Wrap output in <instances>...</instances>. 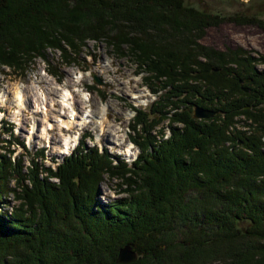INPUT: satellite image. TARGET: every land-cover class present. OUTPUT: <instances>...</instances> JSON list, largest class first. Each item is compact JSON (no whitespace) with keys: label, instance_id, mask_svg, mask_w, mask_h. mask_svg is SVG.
<instances>
[{"label":"trees","instance_id":"1","mask_svg":"<svg viewBox=\"0 0 264 264\" xmlns=\"http://www.w3.org/2000/svg\"><path fill=\"white\" fill-rule=\"evenodd\" d=\"M227 21L264 30L256 14L187 0H0L1 68L26 71L53 50L77 65L89 41H105L147 73L153 93L165 90L136 110L130 138L141 150L130 164L82 140L55 169L39 157L26 167L11 154L12 129L0 132V264H116L126 244L131 264H264V56L203 44ZM198 105L217 112L194 119ZM240 114L258 124L251 135L229 130ZM166 120L181 127L158 141ZM105 177L120 179L124 197L100 199Z\"/></svg>","mask_w":264,"mask_h":264},{"label":"rangeland","instance_id":"2","mask_svg":"<svg viewBox=\"0 0 264 264\" xmlns=\"http://www.w3.org/2000/svg\"><path fill=\"white\" fill-rule=\"evenodd\" d=\"M187 2L198 9L204 8L212 12H220L223 15L256 14L264 19V0H187ZM201 41L209 47L214 46L220 50H225L226 47L235 48L242 46L251 51L253 55L261 54L264 56V30L256 24L254 26H249L248 24L237 25L232 21L220 23L218 26L209 27ZM105 43V41H100L99 43L89 41L86 47L83 48L84 51L78 55L79 63L77 62V65L74 66L62 65L58 61L60 54L53 50L47 54L48 62H45L42 58H37L35 63L31 64L26 71L16 72L10 68L0 67V123L1 120L2 122L4 121L3 127L8 126L7 123H13L14 134L18 137V140L24 139L28 155L31 156L36 153V155L41 156V150H43L45 158H47L45 163L55 167L63 156L70 155L74 149L73 147L69 152L66 151L64 138L60 137V135H66L67 137L76 135L80 139L82 134L85 135L88 132V135L91 136L86 141L88 146L95 145L99 148H107L110 155H117L126 161L133 160L138 154V150L136 148L130 149L131 146L128 148V144L127 146L116 144L117 139L121 135L126 136L125 142L129 143L128 125L125 118L127 114L132 115V113L130 111L131 107H128L127 104L131 103L136 107L141 105L137 108L149 109V105L155 100V97L148 87L143 85L142 75H137L136 66L124 58L111 55V51ZM50 63L56 64L57 73L60 74L61 78L57 79L46 74L45 71L49 70ZM258 67L260 71H264V66ZM94 75L101 79L103 83H106V85L102 83L101 86H97L98 91L95 87L89 86L94 80ZM55 83L57 85L60 84L58 86L62 89L74 90L76 88L79 90L73 93L78 105L75 110L77 113L79 112L80 118H86L89 115H87L86 109L100 110V102L107 107L109 124L105 127L103 134L100 129H95L90 123L83 129L78 126L72 129L62 127L60 131V124L56 120V114L58 113L53 106H50V101H55L56 99L54 92L57 90L53 89L56 87ZM73 83H76L77 86H73ZM51 85L54 87H51ZM87 88L92 92L86 94L84 91H87ZM19 90H23L28 109H21L17 105L16 97L17 93L20 92ZM99 93H103L104 98L102 100L99 98ZM137 95H142L141 103L138 104L133 99ZM37 97L41 99L42 97H47L48 99L49 104L45 108V114L43 112H32L34 110L32 107L33 101ZM86 97H89L87 102ZM1 99L3 102H1ZM4 102L8 104L4 106ZM40 108H35V110ZM70 113L73 112L71 111ZM64 116L66 115L64 114ZM33 117L37 120L36 126H34ZM130 119L129 122L131 121ZM44 128H47L48 131H44ZM74 143H76L75 140L71 145L73 146ZM10 147L12 149L16 148L15 155L19 154V152L24 153L23 148L19 145L13 144ZM123 148H125L124 151L122 150ZM65 152L67 155L64 154ZM26 160L27 158L24 159L25 165H27ZM119 182L120 179L117 177L111 180L105 177L100 184V199L105 203H111L113 199L124 197L118 191L117 183ZM10 202L15 204L11 196ZM8 208L10 209V205H8Z\"/></svg>","mask_w":264,"mask_h":264},{"label":"bare ground","instance_id":"3","mask_svg":"<svg viewBox=\"0 0 264 264\" xmlns=\"http://www.w3.org/2000/svg\"><path fill=\"white\" fill-rule=\"evenodd\" d=\"M55 85H56V87H54L53 85H51V87L53 86L54 87L53 89L57 90L56 92H54L56 99H55V101L54 100L50 101V106H53L55 108L56 112L58 113V114H56V120H57V123L60 124V127H59L60 131L62 130V127L66 128V129H72V128H75L76 126H78V127H80V129H83L88 125V123H90L95 129L96 128L100 129V131L103 134L105 127L109 124L107 107L103 106L100 102L99 103L100 104V107H99L100 110H91V109L88 110V109H86L87 115L88 114L89 115L86 116V118L85 117L80 118L79 112L77 113L75 110L76 106H78V105H77L76 100H75V94L73 93V92H78L79 90L76 88L74 90L67 89V88L62 89L56 83H55ZM72 85L77 86L76 83H73ZM19 91L20 92L17 93V97H16L17 105L21 109L22 108L26 109L27 108V104H26L27 101H26L25 95L23 93V90H19ZM80 95H81V93H80ZM43 97H42V99L37 97V99L35 101H33L34 102V104L32 105V107L34 109L32 111L33 113H37V112H41V113L43 112L44 114L46 113L45 108L47 107V104H49V102H48L47 97H45V98H43ZM141 98H142V95H137V96L133 97V99L136 100L137 104L141 103V101H140ZM86 100H88V97H86ZM1 102H3L2 99H1ZM3 104H4V106H6L8 103L4 102ZM83 104H85V102H83ZM35 108H40V109L35 110ZM71 111L73 113L69 114V112H71ZM64 114L66 116H64ZM130 116H131L130 114H127V117L125 118L127 122H129ZM32 119H34V121H33L34 126H36V124H37L36 118L33 117ZM32 126H33V123H32ZM33 129H34V127H33ZM43 130L44 131L46 130V132L48 131L47 128H44ZM67 131H70V130H67ZM46 132H45V134L47 135ZM114 136H115V134H114ZM60 137L64 138L63 141H64V145L66 147V151L69 152V150H71L70 147H72L71 143L74 142V140L76 141V138H77L76 135L73 137H71V136L67 137L66 135L64 136L61 134ZM126 138H127L126 136L121 135L120 138L117 139L116 144L119 146H127V144H128L127 147L130 148V146H131L130 141H129V143L125 142ZM44 141H46V139H44ZM73 146H74V144H73Z\"/></svg>","mask_w":264,"mask_h":264},{"label":"water","instance_id":"4","mask_svg":"<svg viewBox=\"0 0 264 264\" xmlns=\"http://www.w3.org/2000/svg\"><path fill=\"white\" fill-rule=\"evenodd\" d=\"M97 84H100V82L95 80ZM195 111L193 112V117L195 119L197 118H204V119H210L212 116L215 115L217 111L215 110H206L204 107L198 106L194 108ZM118 258H116L115 262L116 264H127V263H133L137 260V254L132 250L130 244L124 245V247L120 248L118 251Z\"/></svg>","mask_w":264,"mask_h":264}]
</instances>
